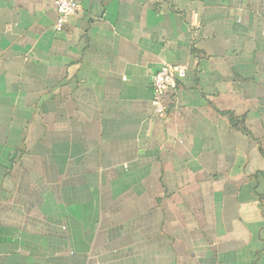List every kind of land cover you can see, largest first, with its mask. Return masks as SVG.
Returning a JSON list of instances; mask_svg holds the SVG:
<instances>
[{"label":"crops","instance_id":"0c3cea01","mask_svg":"<svg viewBox=\"0 0 264 264\" xmlns=\"http://www.w3.org/2000/svg\"><path fill=\"white\" fill-rule=\"evenodd\" d=\"M76 1L0 0V264H264V0Z\"/></svg>","mask_w":264,"mask_h":264},{"label":"built area","instance_id":"2783aa9c","mask_svg":"<svg viewBox=\"0 0 264 264\" xmlns=\"http://www.w3.org/2000/svg\"><path fill=\"white\" fill-rule=\"evenodd\" d=\"M54 8L57 13V22L54 28L61 32L70 19L78 13L80 5L76 0H54ZM187 70L186 67L163 64L153 76L154 98L152 106L160 117L167 115L168 93L176 86V77L184 75Z\"/></svg>","mask_w":264,"mask_h":264}]
</instances>
